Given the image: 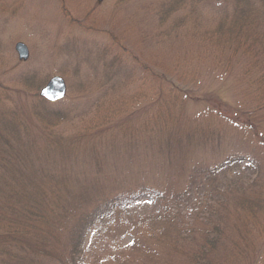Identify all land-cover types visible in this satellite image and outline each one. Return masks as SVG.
I'll return each mask as SVG.
<instances>
[{
    "label": "rangeland",
    "instance_id": "rangeland-1",
    "mask_svg": "<svg viewBox=\"0 0 264 264\" xmlns=\"http://www.w3.org/2000/svg\"><path fill=\"white\" fill-rule=\"evenodd\" d=\"M263 88L264 0H0V264L18 261L19 166L51 202L28 227L41 263L82 220L71 264H264Z\"/></svg>",
    "mask_w": 264,
    "mask_h": 264
},
{
    "label": "trees",
    "instance_id": "trees-1",
    "mask_svg": "<svg viewBox=\"0 0 264 264\" xmlns=\"http://www.w3.org/2000/svg\"><path fill=\"white\" fill-rule=\"evenodd\" d=\"M261 78V77H260ZM258 84V83H257ZM256 84V85H257ZM254 88L258 89V87L253 86L252 89L255 90ZM264 89V88H263ZM258 92V90H256ZM262 91V90H260ZM263 92H261L262 95ZM249 102V101H248ZM44 103H46L44 101ZM253 114L251 111L249 112ZM17 140H15V143ZM8 144H12V139H8ZM14 143V144H15ZM20 143V142H19ZM19 152V151H18ZM16 152V150H10L9 156L7 155V159L10 161H19L20 162H25L27 160L33 161V158H26L24 156L19 155V153ZM237 155V154H236ZM236 155L230 156L228 161L224 162L222 165L219 167H216L214 170H203V173L206 174L207 180L212 181L215 178H219L220 176H226V171L232 170L234 167L240 168L241 163H243L244 158L238 157ZM20 169L23 167L22 173L19 171V177L21 176L23 179L20 181L19 179V226L18 229H11L8 231V235L11 233H16L19 232V237H17L13 243L15 246L14 251H12L9 248H4V254H9L13 255L14 258H16L18 261L16 264H44L41 263V259L39 255L33 256V255H28L26 253V248L29 247L31 249L32 253V246L30 244V239H31V232L28 229L29 225L32 224V226L38 224V226L41 224L39 221H36L39 216H43L44 212L46 209L49 208L50 203L49 200H43L44 198H35L33 195H31V192H36L35 191V184L33 183L34 181H28L29 179L26 178V174L28 176H31V171H26V167L24 166H19ZM228 167H230L228 169ZM249 168H251V165H249ZM217 189L219 188L218 184H215ZM41 190H44L43 187L41 186ZM144 196H146V193H143ZM43 198V199H42ZM151 202V201H150ZM101 203V202H100ZM97 203V204H100ZM115 205H111V207H107L103 209L102 211H97L95 208L94 211L88 210L87 211V226L86 228H91L93 225L98 223L99 221L102 220V218L109 214L111 211L115 209ZM35 219V221L33 220ZM80 219V218H79ZM78 219V220H79ZM82 221V220H81ZM81 221H79L78 225L76 228L73 229L72 234L75 236L73 239L72 244H70L71 248L70 251L68 249V253L66 257L64 258V254L62 253V250L65 248H62L61 250L57 251L55 255L50 259V263L48 264H71V262H75L76 256L74 255L75 252L81 247L82 241H81V236L83 234V230H81ZM28 230V231H26ZM13 236V235H12ZM42 236V233H41ZM47 240H49V237L47 236ZM48 248H41L39 249V253H43L47 250ZM36 249H33V251ZM48 255V254H45ZM50 258V257H49Z\"/></svg>",
    "mask_w": 264,
    "mask_h": 264
},
{
    "label": "water",
    "instance_id": "water-1",
    "mask_svg": "<svg viewBox=\"0 0 264 264\" xmlns=\"http://www.w3.org/2000/svg\"><path fill=\"white\" fill-rule=\"evenodd\" d=\"M102 1V0H99ZM19 58L27 60L29 57V49L23 42H18L15 47ZM67 91L65 80L61 76L52 77L48 83L40 91V96L51 103H56L64 99Z\"/></svg>",
    "mask_w": 264,
    "mask_h": 264
}]
</instances>
